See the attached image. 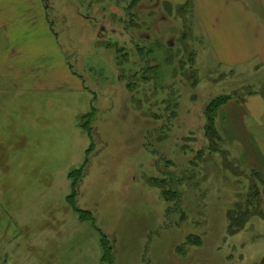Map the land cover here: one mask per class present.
I'll list each match as a JSON object with an SVG mask.
<instances>
[{"label": "rangeland", "instance_id": "rangeland-1", "mask_svg": "<svg viewBox=\"0 0 264 264\" xmlns=\"http://www.w3.org/2000/svg\"><path fill=\"white\" fill-rule=\"evenodd\" d=\"M132 1L0 0V264L264 259V128L246 105L264 64L236 53L253 20L237 0Z\"/></svg>", "mask_w": 264, "mask_h": 264}, {"label": "crops", "instance_id": "crops-1", "mask_svg": "<svg viewBox=\"0 0 264 264\" xmlns=\"http://www.w3.org/2000/svg\"><path fill=\"white\" fill-rule=\"evenodd\" d=\"M228 5H237L238 7V18L239 21H245V20H253L254 22V27L255 29L252 30L251 33H249V28L248 30L243 28L242 26L239 25V29H238V36L239 37H243L245 44L248 45L249 43H251L250 41V37L253 36V47L249 48L247 50H236V53L243 52L244 54L248 53V54H252L251 56H255V57H259L260 60L258 61H262L264 64V0H237L236 3H231L230 1L227 2ZM252 4L254 6V8L251 11L252 8ZM1 6V5H0ZM41 19H44L43 17H41ZM233 19V18H231ZM42 24V22H41ZM26 33V30L20 31L19 34H23ZM18 33L15 34V32H13L12 36L13 38L17 39V49L19 47V43L21 41V36ZM32 34H28V37H31ZM7 37L9 38V42L12 41V39L10 38L9 35H7ZM36 43V45H38L37 42H33ZM15 45V44H14ZM11 49L14 48V46H10ZM21 52L20 49H18V51H15V55L11 56L12 58H14L15 60L18 59V54ZM43 50H41L39 53H42ZM228 54V53H227ZM250 57V56H249ZM224 58L226 60H229L231 62L236 61L237 59H240V57H235L233 55H224ZM247 57H244L243 61L246 60ZM257 61V62H258ZM238 63V61H237ZM234 64V63H233ZM18 68V67H17ZM20 74L17 73V84H19L20 82L23 83V81L21 79H19ZM20 83V84H22ZM254 98L255 100L253 101V108H251V99ZM247 108H248V115L250 118L253 119V121L255 122V125L264 128V91H262V94H256L253 95L252 97L249 98V100H247ZM250 105V106H248Z\"/></svg>", "mask_w": 264, "mask_h": 264}, {"label": "trees", "instance_id": "trees-1", "mask_svg": "<svg viewBox=\"0 0 264 264\" xmlns=\"http://www.w3.org/2000/svg\"><path fill=\"white\" fill-rule=\"evenodd\" d=\"M138 0H133L129 6V8H133L136 4H137ZM48 8V7H47ZM48 18V15H47ZM50 22V21H49ZM51 24V23H50ZM228 102V98L224 97V96H216L215 98H213L210 102V107L211 109L214 110H218L220 109L224 104H226ZM95 116V110L94 112H90L89 114H87V116L83 117V123H82V127L86 129V132L88 133V135L90 137H92L93 135V128H92V121L94 119ZM212 119L210 120L208 127H207V136L209 137V139L212 141H214V138L211 136V134L213 133L212 131ZM90 150V149H89ZM82 169L79 170V172L75 173V178H78V176L80 177V173H81ZM76 182H75V186H74V193L71 194L69 196L70 201L72 199H74L75 201V197L77 196V189H76ZM78 188V186H77ZM76 202V201H75ZM83 212L82 213V219L83 221H91L94 223V219L92 218V215L89 214L88 212H84V211H80ZM86 217H88L90 220H88ZM240 229V228H238ZM102 249H103V258L107 259L109 258V255L111 254V246L108 245L107 239L105 235H102V243H101ZM261 264H264V259L262 260Z\"/></svg>", "mask_w": 264, "mask_h": 264}]
</instances>
